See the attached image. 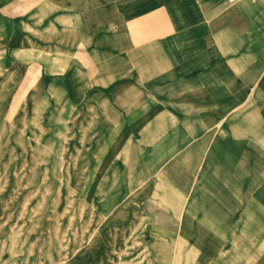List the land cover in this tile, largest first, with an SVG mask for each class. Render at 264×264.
Here are the masks:
<instances>
[{
	"label": "rangeland",
	"instance_id": "374dc122",
	"mask_svg": "<svg viewBox=\"0 0 264 264\" xmlns=\"http://www.w3.org/2000/svg\"><path fill=\"white\" fill-rule=\"evenodd\" d=\"M17 5L29 13L40 3ZM38 38L18 44L11 70L2 57L0 264L199 263L201 220L225 212L201 194L199 163L168 144L184 115L136 114L147 101L113 83L74 98L58 81V51Z\"/></svg>",
	"mask_w": 264,
	"mask_h": 264
},
{
	"label": "crops",
	"instance_id": "0c3cea01",
	"mask_svg": "<svg viewBox=\"0 0 264 264\" xmlns=\"http://www.w3.org/2000/svg\"><path fill=\"white\" fill-rule=\"evenodd\" d=\"M37 35L74 98L113 83L147 101L136 114L184 115L168 144L199 163L201 194L225 212L201 220L197 264H264V0H0V83L2 57L11 70Z\"/></svg>",
	"mask_w": 264,
	"mask_h": 264
}]
</instances>
